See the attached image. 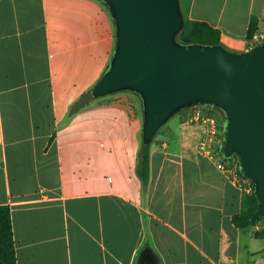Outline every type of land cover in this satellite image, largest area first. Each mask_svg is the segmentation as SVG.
<instances>
[{
	"label": "crops",
	"instance_id": "0c3cea01",
	"mask_svg": "<svg viewBox=\"0 0 264 264\" xmlns=\"http://www.w3.org/2000/svg\"><path fill=\"white\" fill-rule=\"evenodd\" d=\"M181 5L185 18L218 29L229 50L264 36V0ZM113 45L99 0H0V204L10 209L16 264H264V235H254L264 234L263 220L234 226L248 195L199 155L202 129L188 119L205 107L159 128L145 184L136 175L142 106L133 92L68 116Z\"/></svg>",
	"mask_w": 264,
	"mask_h": 264
},
{
	"label": "water",
	"instance_id": "95a60500",
	"mask_svg": "<svg viewBox=\"0 0 264 264\" xmlns=\"http://www.w3.org/2000/svg\"><path fill=\"white\" fill-rule=\"evenodd\" d=\"M114 26L112 56L90 89L94 98L136 92L142 103L141 142L185 108L224 114L220 152L236 157L264 218V41L235 52L221 44H181V0H102Z\"/></svg>",
	"mask_w": 264,
	"mask_h": 264
},
{
	"label": "trees",
	"instance_id": "16d2710c",
	"mask_svg": "<svg viewBox=\"0 0 264 264\" xmlns=\"http://www.w3.org/2000/svg\"><path fill=\"white\" fill-rule=\"evenodd\" d=\"M100 3L107 10V5L99 0ZM185 18V17H184ZM257 30V18L252 16L250 19L247 37L250 39ZM177 41L181 44H191V43H200V44H221L220 42V32L218 29L211 27L205 22L192 20L185 18V24L180 33L176 37ZM90 89L84 91L70 106L68 110V116H71L82 109L84 106L88 105L90 102L95 100L90 94ZM132 92V91H129ZM140 102V96L134 92ZM142 106V103H141ZM207 113L212 115L210 112H214L219 108L205 107ZM221 111V110H220ZM221 120H219V127L222 130V124L224 120V114L221 111ZM150 144L140 143V146L137 151L136 158V175L140 179L142 184H145L148 180L149 175V152ZM248 209L245 214L242 215H233L232 223L236 227H244L248 224H252L256 221L262 220L264 218H255L251 219L252 213L255 211L257 206V200L252 193L247 197ZM256 237H263L262 232H255ZM0 264H16V253L14 248V240L12 233L10 209L7 204H0Z\"/></svg>",
	"mask_w": 264,
	"mask_h": 264
},
{
	"label": "built area",
	"instance_id": "2783aa9c",
	"mask_svg": "<svg viewBox=\"0 0 264 264\" xmlns=\"http://www.w3.org/2000/svg\"><path fill=\"white\" fill-rule=\"evenodd\" d=\"M258 36L262 37V35L254 36L255 40H259ZM188 121L199 124L202 129V137L198 144L199 155L211 160L218 170L227 174L236 186L245 194L250 195L253 186L240 172L237 158H225L220 152L222 130H220L218 118L208 114L206 111L196 110ZM262 220L264 222V219Z\"/></svg>",
	"mask_w": 264,
	"mask_h": 264
},
{
	"label": "rangeland",
	"instance_id": "374dc122",
	"mask_svg": "<svg viewBox=\"0 0 264 264\" xmlns=\"http://www.w3.org/2000/svg\"><path fill=\"white\" fill-rule=\"evenodd\" d=\"M182 6V10H184V12H185V8H184V6L183 5H181ZM183 15H184V13H183ZM258 39H259V41H263L264 40V36L262 35V37H259L258 36ZM134 93V92H133ZM135 94V93H134ZM136 95V94H135ZM137 96V95H136ZM138 97V96H137ZM203 107V106H202ZM200 108V107H199ZM213 116H215L216 118H218V120H221V118H222V116H221V111L220 110H216V111H214V112H210Z\"/></svg>",
	"mask_w": 264,
	"mask_h": 264
}]
</instances>
